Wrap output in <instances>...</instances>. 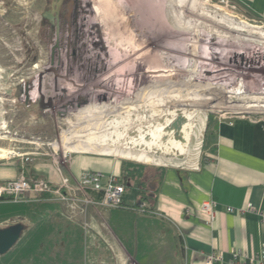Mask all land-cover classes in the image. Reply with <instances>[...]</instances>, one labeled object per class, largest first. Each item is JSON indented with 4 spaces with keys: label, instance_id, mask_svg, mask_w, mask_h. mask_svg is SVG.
Segmentation results:
<instances>
[{
    "label": "rangeland",
    "instance_id": "obj_1",
    "mask_svg": "<svg viewBox=\"0 0 264 264\" xmlns=\"http://www.w3.org/2000/svg\"><path fill=\"white\" fill-rule=\"evenodd\" d=\"M118 1L135 4L137 0ZM193 1L197 6L205 4L203 19L209 17L210 32L220 33L219 28H225L223 59L234 46L245 53L249 42L263 41L264 20L235 0H163L172 20L157 21V25L161 23L159 33L168 32L164 36L168 40L164 38L162 44L145 43L139 35L135 36L123 25V10L114 6L110 7L108 24H92L96 18L91 7L96 0H0V161L42 157L57 162L66 172L64 168L71 156L83 152L117 157L137 169L144 165L148 172L168 166L193 169L201 164L211 145L216 123L237 115L264 120L263 109L234 110L225 103L223 109L214 110L220 105L221 94L206 76L208 52L202 58L198 52L193 61L198 40L193 32L199 18L198 11H189ZM45 12L53 14L52 22L44 16ZM180 12L183 14L178 17ZM148 25L139 23L141 30ZM105 31H109L114 44H107ZM93 40L101 43L94 45ZM92 47L99 54L91 58ZM107 49L112 53L117 67L114 74L123 91L116 102L107 97L102 86L105 66L101 56ZM158 54L160 57H156ZM57 56H61V64L55 63ZM169 57H174V65L168 64ZM139 60L156 76L146 87L135 66ZM169 73L173 80L171 95L174 94L171 106L165 98ZM261 80L264 84V76ZM188 88L192 102L184 115L180 100ZM235 88L232 85L222 90ZM166 141V155L147 149ZM128 192L136 195V188L130 187ZM33 223L35 228L41 227L37 241L29 244L34 247L28 246V237L38 228L1 255L0 264H45L42 221ZM43 251L49 254V248ZM61 251L59 262L70 264L73 249L63 247ZM50 259L46 264H53Z\"/></svg>",
    "mask_w": 264,
    "mask_h": 264
},
{
    "label": "crops",
    "instance_id": "obj_2",
    "mask_svg": "<svg viewBox=\"0 0 264 264\" xmlns=\"http://www.w3.org/2000/svg\"><path fill=\"white\" fill-rule=\"evenodd\" d=\"M235 1L264 20V0ZM196 6L197 2L193 1L189 7V11L199 14L193 32L198 35L193 61L198 52L201 58L208 52L209 59L204 57L208 62L206 76L209 83L221 91L223 107L226 103L228 109L264 110L261 80L264 39L261 43L249 42L245 53L234 46L223 59L225 28L220 27V33L210 32L209 17L203 19L205 4ZM253 81L257 84H250ZM232 85L236 87L233 91L222 90ZM182 95L180 105L186 115L192 102L189 88ZM129 168L141 174L144 192L149 196L143 202L151 212L140 207V182L121 176L128 173ZM88 170L120 175L127 185L126 207L90 206L83 211L69 202L48 199L49 193L37 197L31 192L20 201H0V228L22 223L24 229L16 244L25 234L38 228L28 237V246L34 247L29 244L37 241L41 227L35 228L33 221H42V245H45L42 246V262L45 264L53 256L58 261L54 258L50 261L61 264L63 247L73 249L70 264L78 261L82 264H207L206 257L212 252L223 255V262L216 264H229L234 250L253 257L264 245V221L260 214L264 210V120L237 115L216 123L211 145L201 164L193 169L168 166L148 172L145 166L137 169L117 157L80 152L71 156L64 168L66 172L57 162L42 157L30 161L23 157L0 161V182L24 174L30 178H45L56 186L64 177L74 183L82 171ZM130 187L136 188V195L131 196ZM94 196L99 197V194L94 193ZM206 199H214L218 204L211 224L200 210ZM248 205L252 208L244 213L227 210L229 206L245 208ZM44 248H49L48 255L43 253ZM79 257L81 260L77 259Z\"/></svg>",
    "mask_w": 264,
    "mask_h": 264
},
{
    "label": "built area",
    "instance_id": "obj_3",
    "mask_svg": "<svg viewBox=\"0 0 264 264\" xmlns=\"http://www.w3.org/2000/svg\"><path fill=\"white\" fill-rule=\"evenodd\" d=\"M236 114H240L237 112ZM249 116V115H248ZM250 117V116H249ZM199 166V165H198ZM196 166L195 168H197ZM126 182L115 173L105 174L101 171H83L74 183L69 177H64L59 185H54L45 178H30L22 174L15 179H8L0 182V201L13 200L20 201L24 199L28 193H49L51 197L48 199H58L69 202L74 206H80L83 211L90 206L104 208H121L126 207L124 197L126 193ZM94 193H98L99 197H95ZM217 201L214 199H206L201 203L200 210L207 218L210 224L214 222L217 214ZM145 211L150 208L145 202L140 204ZM139 207V208H140ZM245 208L227 207L229 212L244 213ZM137 209V207H131ZM262 220L264 221V210L260 211ZM223 255L220 252L209 253L206 257L207 264H216L223 262ZM229 264H264V245L258 255L249 257L242 250H234L229 259Z\"/></svg>",
    "mask_w": 264,
    "mask_h": 264
},
{
    "label": "bare ground",
    "instance_id": "obj_4",
    "mask_svg": "<svg viewBox=\"0 0 264 264\" xmlns=\"http://www.w3.org/2000/svg\"><path fill=\"white\" fill-rule=\"evenodd\" d=\"M163 1V0H162ZM154 1V0H137L135 2V4H126L123 2H119L118 0H96V3L93 4V6L91 7L93 14L95 15L96 20L92 21V24H103L106 23L108 24V22L110 21V16H109V10L110 7L114 6L118 9L123 10L124 14H125V20L123 21V25L125 26V28L130 29L133 34L135 36H138L143 39L146 42L152 44V43H157V44H162V42L164 41V38H166V40H168V37H164L165 35L168 34V32H164V30L162 31L163 34L159 33L158 30V26L161 25L162 21L161 19H167V20H172L171 11H169V9L165 6V1ZM172 1V0H171ZM171 4V3H170ZM173 6V5H172ZM178 6V4H177ZM171 7V6H170ZM173 8V7H172ZM178 8V7H177ZM172 10V9H171ZM176 10V9H174ZM173 10V11H174ZM114 14V13H113ZM183 13L180 12V14L178 15V17L180 15H182ZM122 16V15H121ZM175 17V16H174ZM161 18V19H160ZM82 19V18H81ZM89 19V18H88ZM160 20L161 23L157 25V21ZM180 20V19H179ZM85 21V20H84ZM90 23V22H89ZM88 23V24H89ZM140 24H144V23H149L148 26H143L144 28L141 30ZM166 23V22H165ZM87 25V24H86ZM139 26V27H138ZM92 32V31H91ZM170 32V31H169ZM89 34V33H88ZM106 39L105 41L107 42V44H114L113 43V39L110 37L109 31H105L104 32ZM108 37H110V40H108ZM83 39V38H82ZM91 39V38H89ZM126 40V39H125ZM140 40V39H139ZM171 40V37L170 39ZM94 41V45L101 43V41L99 40V42H96L98 40H93ZM127 41V40H126ZM91 42V41H90ZM93 43V42H92ZM85 47V46H84ZM89 47V46H87ZM128 47V46H127ZM150 47V46H149ZM160 47V45H159ZM130 48V47H129ZM133 48V47H132ZM155 48V47H154ZM90 49V48H89ZM98 49V48H97ZM126 49V48H125ZM128 49V48H127ZM91 50V49H90ZM134 50V49H133ZM131 50V51H133ZM99 51V50H98ZM98 51H96V49L93 51V47H92V51L89 52V57H95L98 56ZM158 51V50H157ZM130 52V50H129ZM128 52V53H129ZM135 52V51H134ZM133 52V53H134ZM88 53V51H87ZM151 53V52H150ZM149 53V54H150ZM153 53V52H152ZM124 55V53L122 54ZM126 55V54H125ZM129 55V54H128ZM131 55V54H130ZM158 54V56L156 57H160ZM149 56V55H148ZM154 56V54L152 55ZM60 57L61 56H57V61L55 63L61 64L60 62ZM175 57V56H174ZM174 57H169V61L168 64L171 66L174 62ZM112 53L107 49V51H105L103 57L101 56V62H103V65L105 66V69L103 70L104 75H105V79L103 81V88L106 91L107 97L113 101L116 102L117 99L120 97L121 94H123L122 92V88L120 85V81L117 80L116 77V73L114 74V70H116V64L112 59ZM122 58V57H121ZM159 59V58H158ZM157 59V60H158ZM131 60V59H130ZM55 61V60H54ZM156 61V59H155ZM159 61V60H158ZM148 62V61H147ZM153 63V62H152ZM157 63V62H156ZM154 63V64H156ZM135 66L138 70V76L141 78V84L143 86L146 87V85L148 84L149 80L150 81H154L156 76H154V74H150V71L144 68V65H146L144 62L140 61L139 62H135ZM159 64V63H158ZM173 64V65H174ZM210 65H212V63H210ZM154 66H157L154 65ZM160 66V64H159ZM162 67V66H161ZM148 68V67H147ZM150 68V67H149ZM157 69V68H156ZM164 69V68H163ZM160 70V69H159ZM166 70V68H165ZM99 75V74H98ZM97 75V76H98ZM171 74H168L167 80L165 81L166 85V90L165 91V98L168 99V104L169 106H171V104L173 103V95L172 94V90H173V80H170ZM99 78H101V75L98 76ZM103 77V76H102ZM111 81V82H110ZM171 81V82H170ZM158 84V83H157ZM153 85V84H152ZM124 86V85H123ZM158 86V85H157ZM156 86V87H157ZM151 88V87H150ZM151 91V90H150ZM149 95V93H147ZM221 94V91H220ZM221 96L220 100H221ZM153 98V97H152ZM155 98V97H154ZM149 101V100H148ZM219 106L217 108H215L214 110H221L223 109V104L222 101L219 102ZM144 110V109H143ZM154 112V111H153ZM146 116V115H145ZM155 117V116H154ZM153 123V122H152ZM152 125V124H151ZM145 126V125H144ZM169 128V127H168ZM169 131V130H168ZM128 133V132H127ZM167 135L170 137L169 132L167 133ZM156 140V139H155ZM170 140V138H169ZM156 146L152 147H147V149H153V153H161L162 155H166L167 153V147H168V143L169 141L166 142H156ZM146 144V143H145ZM151 144V143H150ZM153 145V144H152ZM115 146V145H114ZM144 146V145H143ZM142 146V147H143ZM118 147V146H117ZM116 148V147H114ZM104 150V149H103ZM113 150V149H112ZM119 150V149H118ZM141 151V150H140ZM139 151V152H140ZM120 152V151H118ZM141 153V152H140ZM149 153V152H148ZM152 154V153H151ZM138 155V154H137ZM155 156V155H154ZM157 157V156H156Z\"/></svg>",
    "mask_w": 264,
    "mask_h": 264
},
{
    "label": "water",
    "instance_id": "obj_5",
    "mask_svg": "<svg viewBox=\"0 0 264 264\" xmlns=\"http://www.w3.org/2000/svg\"><path fill=\"white\" fill-rule=\"evenodd\" d=\"M44 16L52 21V15L50 12H45ZM23 229L24 225L22 223H16L0 228V256L6 254L15 246L21 238Z\"/></svg>",
    "mask_w": 264,
    "mask_h": 264
},
{
    "label": "trees",
    "instance_id": "obj_6",
    "mask_svg": "<svg viewBox=\"0 0 264 264\" xmlns=\"http://www.w3.org/2000/svg\"><path fill=\"white\" fill-rule=\"evenodd\" d=\"M144 165H140V168H143ZM125 177L127 179H130L132 181L136 180V181H139L140 183H138L139 185V189H138V192L140 194V204L143 202L144 198L146 197H149V196H146V193L144 192V188H143V182H141V174L138 173V171H133V169H130L129 168V172L125 174L124 176V179ZM147 200V199H145ZM131 207H135V206H131Z\"/></svg>",
    "mask_w": 264,
    "mask_h": 264
},
{
    "label": "flooded vegetation",
    "instance_id": "obj_7",
    "mask_svg": "<svg viewBox=\"0 0 264 264\" xmlns=\"http://www.w3.org/2000/svg\"><path fill=\"white\" fill-rule=\"evenodd\" d=\"M51 15H52V21H53V14L51 13ZM48 19H49V18H48ZM49 21H51V19H49ZM52 21H51V22H52Z\"/></svg>",
    "mask_w": 264,
    "mask_h": 264
}]
</instances>
